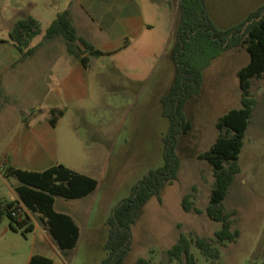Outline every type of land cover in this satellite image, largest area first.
Here are the masks:
<instances>
[{"label":"rangeland","instance_id":"obj_1","mask_svg":"<svg viewBox=\"0 0 264 264\" xmlns=\"http://www.w3.org/2000/svg\"><path fill=\"white\" fill-rule=\"evenodd\" d=\"M69 1L0 0V41L9 40L16 23L29 16L40 18L42 28L46 30L59 13L68 9ZM261 1L264 4V0ZM214 23L221 29L237 24L220 18ZM159 33L165 34L164 27ZM174 33L175 30L171 38H174ZM161 34L157 36V42L168 41L169 36L164 39ZM59 39L66 43L63 38ZM134 55L145 57L147 52L138 46ZM132 62L135 67L142 63L136 58ZM249 62L250 55L246 49L237 48L223 53L206 69L202 93L186 106L192 130L180 136L178 179L162 191L161 200L154 197L145 207L144 214L133 227V247L124 264H139L141 259L149 264H179L170 260L168 251L181 234L193 242L198 237L207 238L220 251V258L211 260L193 243L192 252L197 264H264V77L253 81L251 93L256 106L240 156L241 172L224 201L227 211L233 215V230L239 231L240 236L224 245H220L215 237L221 224L212 221L206 213L215 185L213 168L208 161L199 159V155L208 151L219 135L218 120L229 111L242 107L238 73ZM169 67L174 72L172 61L165 57L158 64L154 78L139 87L129 86L110 71L105 75L106 83H103L104 78L102 81L92 79L93 99L82 107L86 121L80 122L71 113L63 128L71 132L69 144H75L77 148L83 140L112 143L114 156L109 166L74 165L78 170L105 179L106 184L97 194L86 199L57 198L55 204L57 211L74 215L82 238L76 249L64 254L58 255L49 248L44 252L37 245L34 234L24 236L22 230L14 232L10 228V219L6 218L0 226V264H29L32 252L48 256L54 264L102 263L109 234L107 207H115L128 198L133 185L151 169L164 165L163 137L170 123L163 117L161 98L171 86L165 75ZM142 71L146 76L152 72L148 63L143 64ZM104 84L108 89L106 93L100 91ZM110 88H115V91ZM72 120L81 124V133L74 132L69 123ZM104 170L107 171L106 177H102ZM10 196L9 187L0 180V199L8 200ZM186 196L191 197L201 214L184 210ZM30 221L40 222L34 214Z\"/></svg>","mask_w":264,"mask_h":264},{"label":"trees","instance_id":"obj_2","mask_svg":"<svg viewBox=\"0 0 264 264\" xmlns=\"http://www.w3.org/2000/svg\"><path fill=\"white\" fill-rule=\"evenodd\" d=\"M176 6L179 21L169 53L175 75L169 91L161 99L163 117L170 123L169 130L163 137L164 165L151 169L132 187L131 195L114 207L107 220L109 234L104 245L106 256L101 264L125 263L133 247V227L141 219L145 207L154 197L161 200L162 191L178 179L181 168L178 155L180 136L192 130L186 106L202 93L206 69L223 53L245 48L250 55V62L238 73L242 107L229 111L218 120L219 135L215 143L208 151L199 155V159L209 162L214 172L215 185L206 213L212 221L221 224V229L215 233L216 241L224 245L240 236L239 231L233 230V215L227 211L224 201L236 176L241 172L240 156L256 106L251 93L253 81L264 77V6L230 29H221L215 25L209 13L208 0H177ZM42 33L40 22L29 16L16 23L9 38L22 55L27 57L33 52L29 49L31 40ZM57 38L66 41L69 53L78 58L86 68H89L92 58L106 55L79 35L70 10L59 13L44 35L46 40ZM63 116V110L51 109L52 126L57 127ZM4 173L6 178L19 181L15 188L18 200L0 199V226L9 218L10 228L14 232L22 230L24 236L33 232L35 225L30 221L29 215H13L23 205L30 213L39 217L41 226L50 233L61 254L76 249L81 230L70 215L56 211V199L86 198L97 191L99 181L64 165L44 172L7 168ZM190 199V196L184 198V210L201 214L202 211L194 207ZM193 243L206 258H220V251L209 239L198 237L193 242L185 234H181L168 251L170 260L178 261L179 264H197L192 252ZM29 264H54V261L36 254ZM139 264L149 262L141 259Z\"/></svg>","mask_w":264,"mask_h":264},{"label":"crops","instance_id":"obj_3","mask_svg":"<svg viewBox=\"0 0 264 264\" xmlns=\"http://www.w3.org/2000/svg\"><path fill=\"white\" fill-rule=\"evenodd\" d=\"M176 1L70 0L67 10L71 11L79 35L106 53L100 58H92L89 68L69 53L67 44L61 39H44L47 29L55 20L46 30L41 26L43 33L31 40L29 49L33 52L30 56L24 57L10 38L0 41V180L10 189L11 198L7 201L18 200L15 188L19 184L15 178H6L4 170L7 168L44 172L64 165L99 181V187L92 195L105 186V179L78 170L74 165L109 166L114 156L112 143L83 140L77 148L75 144H69L71 132L65 131L63 126L71 113L80 122L86 121L82 107L93 99V78L101 81L104 78L103 83H106L105 75L110 71L129 86L138 87L154 78L158 64L169 57L172 48L171 36L179 21ZM263 6L261 0H208L209 13L214 22L220 18L234 21L236 25ZM33 17L41 24L40 18ZM162 27L165 29L164 35L159 33ZM159 34L164 39L169 36L168 41L157 42ZM138 46L147 52V56L137 58L134 55ZM135 58L142 62L140 66L135 67L132 62ZM144 63L150 65V76L142 71ZM165 75L166 81L172 85L175 71L171 67L166 68ZM105 85L101 87L102 93L108 90ZM110 90L115 91V88ZM51 109L64 111L57 127L50 122ZM69 123L75 133H81L80 123L76 120ZM106 174L104 170L102 177H106ZM113 209L112 206L107 207V220ZM60 213L70 215L79 226L74 215ZM32 215L30 213L29 217ZM33 224L35 227L31 233L36 236L37 245L42 251L49 248L61 254L56 242L40 222ZM34 255L36 253L32 252L29 263Z\"/></svg>","mask_w":264,"mask_h":264},{"label":"built area","instance_id":"obj_4","mask_svg":"<svg viewBox=\"0 0 264 264\" xmlns=\"http://www.w3.org/2000/svg\"><path fill=\"white\" fill-rule=\"evenodd\" d=\"M21 214L30 215V212H29V210L25 206L22 205L17 211H14L13 212V215L14 216H19Z\"/></svg>","mask_w":264,"mask_h":264}]
</instances>
